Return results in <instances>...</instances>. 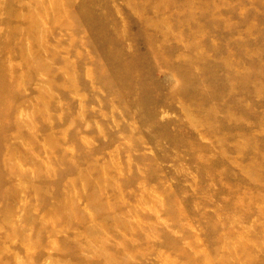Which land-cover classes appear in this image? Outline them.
Listing matches in <instances>:
<instances>
[{"label": "rangeland", "instance_id": "rangeland-1", "mask_svg": "<svg viewBox=\"0 0 264 264\" xmlns=\"http://www.w3.org/2000/svg\"><path fill=\"white\" fill-rule=\"evenodd\" d=\"M0 264H264V0H0Z\"/></svg>", "mask_w": 264, "mask_h": 264}]
</instances>
